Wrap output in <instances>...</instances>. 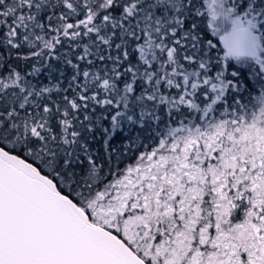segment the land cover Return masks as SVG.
I'll return each mask as SVG.
<instances>
[{
    "label": "snow or ice",
    "instance_id": "obj_1",
    "mask_svg": "<svg viewBox=\"0 0 264 264\" xmlns=\"http://www.w3.org/2000/svg\"><path fill=\"white\" fill-rule=\"evenodd\" d=\"M0 264H264V0H0Z\"/></svg>",
    "mask_w": 264,
    "mask_h": 264
},
{
    "label": "trees",
    "instance_id": "obj_2",
    "mask_svg": "<svg viewBox=\"0 0 264 264\" xmlns=\"http://www.w3.org/2000/svg\"><path fill=\"white\" fill-rule=\"evenodd\" d=\"M217 52L219 53L220 56L223 55V50H222V45L217 46ZM233 66L236 68H239V65H235L234 62H232ZM249 85L252 87V91L250 92V95L248 93L245 94V99L246 101L251 99L254 101L255 97L259 95L260 93V86L259 84H256L255 80H252L251 77L249 76Z\"/></svg>",
    "mask_w": 264,
    "mask_h": 264
}]
</instances>
